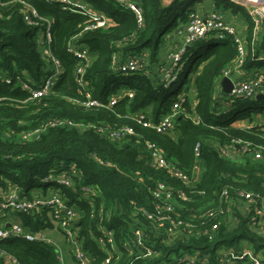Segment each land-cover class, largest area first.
I'll use <instances>...</instances> for the list:
<instances>
[{
    "label": "trees",
    "instance_id": "trees-1",
    "mask_svg": "<svg viewBox=\"0 0 264 264\" xmlns=\"http://www.w3.org/2000/svg\"><path fill=\"white\" fill-rule=\"evenodd\" d=\"M24 1L39 16L52 21V53L59 61L61 74L50 93L38 101L27 102L20 107L0 104V189L6 190L8 185H12L20 189L22 197H33L40 181L51 171L60 165L64 168L72 166L76 175L72 178L71 187L53 188L49 185L39 191L42 197L58 192L78 212V237L83 249L91 256L89 264H101L103 261L104 254L95 243L102 229L112 230L116 240L130 227L150 231L149 224L135 211L133 204L148 209L152 201L150 190L157 182L174 188L182 187L165 171L151 165L145 141L156 143L165 158L189 176H192L195 164L198 165L193 202L181 203L179 207L181 212L178 214L183 220L216 207L218 195L225 188L231 195L238 190L264 197V158L256 160L252 154L243 153L235 146L229 155L220 152L232 140L264 150V118L260 119L259 114L252 116L249 109L239 108L242 102L255 100L230 99L217 85L222 71L237 57L233 41L229 37L222 41L208 38L190 45L183 57L179 77L184 75L186 78L196 65L192 72L194 77L190 79L189 76L185 88L182 89L183 81L174 92H169V87L164 88L160 83L161 69L167 61L158 57L159 48L176 26L183 24L180 29L185 28L189 13L197 11V4L206 0H172L168 6H164L161 0H130L142 11L141 25H138L132 11L115 1L73 0L88 4L108 19L105 29L87 32H83V28L89 24L88 18L63 11L61 0ZM206 3L214 11L230 18L239 15L247 26L246 40L250 44L252 27L243 8L228 0H207ZM41 28L24 23L22 6L18 2L0 0L1 72L12 77L24 72L32 86H38L51 74V68L39 51L37 40ZM178 37L181 38L180 46L182 36ZM70 41L78 48L87 49L91 56L83 78L92 98L107 105L111 97H118L110 109H86L69 101L83 97L74 72L78 60L67 51ZM262 54L264 38L254 49L253 56L248 48L241 69L250 71L249 75L258 69L263 72L264 61L256 60ZM129 57L137 59L142 69L123 74L117 70L114 61L119 67ZM118 77L133 80L134 85L122 88ZM126 92L132 96L128 97ZM180 94L185 97L183 111L170 132L157 134L134 122L133 117L143 112L157 123L171 111ZM0 96L23 101L28 98V93L19 87L0 84ZM190 115H195L199 123L194 124L189 119ZM49 120H66L81 127L49 129L33 142L16 140L15 135ZM106 125L112 128L122 125L133 127L136 136L120 143L88 127ZM196 144L200 146L198 155L194 154ZM84 187L89 190L84 192L81 190ZM185 208L196 212H186ZM3 216L17 220L28 232L50 228L46 211L34 215L6 212L1 214L0 222L4 220ZM232 216L237 223L228 225L224 219L218 218L221 225L212 241L184 235L165 245L151 235L149 243L158 252L157 258L130 262L124 251L111 264H156L172 252L176 255L185 252L213 263L219 248L236 246L242 241L248 242L254 252L264 255V233L249 230L248 217L242 208L234 209ZM0 249L20 264H59L56 249L42 243L8 239L0 242Z\"/></svg>",
    "mask_w": 264,
    "mask_h": 264
},
{
    "label": "built area",
    "instance_id": "built-area-1",
    "mask_svg": "<svg viewBox=\"0 0 264 264\" xmlns=\"http://www.w3.org/2000/svg\"><path fill=\"white\" fill-rule=\"evenodd\" d=\"M15 1L22 6L23 21L26 25L42 27L37 40L39 51L46 60L47 65L51 68V74L44 78L38 86H32L24 72L12 77L0 71V84L19 87L28 93V98L23 101L0 96V104L9 103L14 107H20L27 102L38 101L46 97L60 76L61 67L59 61L52 53V21L39 16L37 11L24 0ZM108 1H115L132 11L138 25H141L142 11L133 1ZM228 1L243 8L250 19L252 27L250 44H247L246 36L242 35L234 25L225 20L222 13L212 11L204 14L198 10L192 11L188 15V22L185 28L178 32L182 36V44L168 53L167 63L161 69L160 83L164 88L170 87L178 80L181 71L179 68L183 66V57L190 45L208 38L222 41L229 37L237 49V57L232 64L222 71L217 85L221 88L220 83L222 78H228L232 82V89L227 94L228 98L256 100L257 95H262L264 99V71L262 72L258 69L257 72L249 75L250 71L241 69L245 57L248 55V48L253 56L254 49L260 46L262 38H264V0ZM61 4L63 11H69L88 18L89 24L83 28V32L105 29L107 27L108 19L104 14L91 9L88 4L69 0H61ZM67 51L78 60V65L74 72L76 84L83 94L82 98L70 99L69 101L86 109H110L113 107L117 103L118 97H111L108 104L104 105L93 99L90 91L87 89V82L83 78L85 70L91 61V56L87 49L83 47L78 48L70 41L67 45ZM256 60L264 61V54L260 55ZM168 63H170V67L166 69ZM114 65L123 74H131L142 69L140 62L130 57L126 60L125 64L117 67L114 61ZM143 73L145 76L147 75V72ZM125 94L128 97L132 96L130 92H126ZM184 102L185 97L180 94L178 101L171 107V111L166 116L160 118L157 123L151 121L148 115L143 112L135 115L133 120L141 127L150 129L157 134L170 132L173 129L176 118L183 111L182 105ZM189 119L194 124L199 123L195 115H190ZM71 127H81V125H75L66 120H49L32 130L15 135V137L20 143L33 142L39 140L41 135L49 129ZM88 127L95 129L101 136L120 143L126 141L129 137L136 136L135 129L127 125H122L118 128H112L107 125ZM10 134H13V132ZM144 146L149 155L151 165L157 170L165 171L173 179L179 181L182 187L174 188L164 182H157L155 188L150 190L152 201L148 209L136 207L133 204L135 211L149 224L150 231H145L141 227H130L124 235L116 240L112 230L102 229L101 234L95 239L96 245L104 254L101 264H111L113 260H118L124 251L129 256L130 262L157 258L158 252L149 243L151 235L165 245L171 244L177 238H181L184 235L201 237L207 241H212L221 225V221L218 218L224 219L228 225L232 224V222L237 223L232 213H234V209L238 208H242L246 213L249 230L255 233H264V197L245 191L234 190L233 195H231L229 189L225 188L218 195L216 207L189 220L181 219L178 214L181 212V208H179L180 204L193 202V194L196 192L194 190V183L198 180L199 173L198 165L195 164L192 170L193 174L189 176L188 173L175 163L167 160L156 143L145 141ZM234 146L239 147L243 153L252 154L256 160L264 158V150L261 147H254L250 143H241L237 140H232L229 145L223 147L220 150L221 154L229 155ZM199 147V144L195 145V155H198ZM75 175L76 171L72 166L64 168L60 165L59 168L51 171L48 176L40 181V184L43 185L41 188L48 187L49 185L53 188L59 186L69 188L73 185L72 178ZM81 190L87 192L89 188L84 187ZM197 194L203 195L202 192H198ZM43 211H46L50 227L60 232L65 239L67 254L71 259L69 264H89L91 256L83 249L82 241L78 237L79 228L76 226V222L79 219V214L61 198L58 192H50L44 197L34 196L26 198L21 196L19 188L12 185H8L4 191L0 189V216L6 212L34 215ZM185 211L192 212L193 210L185 208ZM49 229L28 232L17 220L4 218L0 222V242L8 239H23L28 242L53 246L56 249L59 264H66L61 247L49 237ZM215 254L216 258L214 262L210 263L207 260L185 252H180L178 255L172 252L168 253L165 259L157 261L156 264H264L263 253L254 252L251 245L246 241L239 242L236 246L219 248ZM4 258H9L13 264H20L14 257L0 249L1 262Z\"/></svg>",
    "mask_w": 264,
    "mask_h": 264
},
{
    "label": "rangeland",
    "instance_id": "rangeland-1",
    "mask_svg": "<svg viewBox=\"0 0 264 264\" xmlns=\"http://www.w3.org/2000/svg\"><path fill=\"white\" fill-rule=\"evenodd\" d=\"M69 1H73V0H69ZM208 1H210V0H208ZM207 2V0L206 1H204V2H200V3H198L197 4V6H196V10H200L201 12L203 11V12H205V13H209V12H212V11H214L213 10V8H210V5L209 4H207L206 3ZM204 7H205V9H204ZM96 12H98V13H100L99 11H96ZM224 16L226 17V15L224 14ZM232 16V15H231ZM232 18V20H231V22L229 21V23H233L234 24V26L235 25H237V20H239V24H238V28L236 27V29H238V31H240L241 33H242V35H244V36H246V29H247V26H246V24H244L243 23V21L241 20V17L239 16V15H237L236 17H234V16H232L231 17ZM226 20H227V18H226ZM228 21V20H227ZM188 22V21H187ZM187 24V23H186ZM186 24L184 25V27L186 26ZM181 30V29H180ZM180 30H178V29H174V30H172L171 32H169L168 33V35H167V38H166V40H171V38L173 37V36H175L176 34H179L178 32L180 31ZM261 38V37H260ZM263 39V38H262ZM179 45V44H178ZM177 45V46H178ZM175 46V45H174ZM173 46V47H174ZM176 46V47H177ZM163 47H164V44H162L161 45V47L159 48V51L161 52L162 51V49H163ZM176 49V48H175ZM174 49V50H175ZM167 56H168V54H167ZM183 65V64H182ZM170 67V63H168L167 64V66H166V69H168ZM196 68V65L194 66V69ZM181 68H179V70H180ZM193 68L191 69V73L189 72V74H188V76L185 78L184 77V75L183 76H181V78L179 77V79H178V81L175 83V84H173V85H171L170 87H169V92H174L175 90H177L178 88H179V86H180V84H181V82H183L184 81V83H183V88L182 89H184L185 88V86H186V84L188 83V80H189V76H190V79L191 78H193L194 76H193V74H192V72H193V70H194ZM260 70H262V69H260ZM191 74V75H190ZM118 83H120V85H121V87L122 88H129V86H133L134 85V81L133 80H128V79H125V78H121V77H118ZM181 89V90H182ZM192 97V96H191ZM191 99V98H190ZM192 99H193V97H192ZM239 108H241L242 110H247V109H249V111H250V114H252V116H257L258 114L260 115V119H263L264 118V99L263 100H260V101H244V102H242L241 104H239ZM243 125H247V122H243L242 123ZM43 185L42 184H40L39 185V187H38V190L42 187ZM4 191V190H3ZM233 223V222H232ZM49 231H53V229L50 227V229H49ZM49 237L52 239V240H54L55 241V239H54V237L49 233ZM63 239H64V237H63ZM64 241H65V239H64ZM56 242V241H55ZM66 243V242H65ZM60 246V245H59ZM62 246V245H61ZM66 256H69V255H66Z\"/></svg>",
    "mask_w": 264,
    "mask_h": 264
},
{
    "label": "crops",
    "instance_id": "crops-1",
    "mask_svg": "<svg viewBox=\"0 0 264 264\" xmlns=\"http://www.w3.org/2000/svg\"><path fill=\"white\" fill-rule=\"evenodd\" d=\"M171 1L172 0H161V2H162V4L164 5V6H168L170 3H171ZM223 15V14H222ZM224 16V15H223ZM225 17V16H224ZM227 18V20L228 21H230L231 22V20H232V18H230V17H228V16H226L225 17V19ZM233 24V23H232ZM238 24H239V20H237V25H235L237 28H238ZM234 25V24H233ZM180 28H183V24H179L178 26H176L175 27V29H180ZM179 36V34H176L175 36H173L172 38H171V40H167V41H165V43H164V47H163V49H162V51L160 52L159 51V55H158V57H160V58H164V61H167V54L170 52V51H173L175 48H176V46L178 45V44H180V40H181V38L180 37H178ZM175 45V46H174ZM174 46V47H173ZM178 47V46H177ZM36 193H34V195H32L33 197L35 196H41V191H39V190H37V191H35ZM31 198V197H30ZM10 219H12V218H10ZM53 237H54V239H55V241L60 245V247H61V249H62V252H63V254H64V258H65V262H66V264H69L70 262H71V259L69 258V256H66V255H68L67 254V245H66V243H65V241H64V239H63V236H62V234L60 233V232H58L57 230H53V231H50L49 232ZM62 245V246H61ZM1 264H13L11 261H10V259L9 258H4L3 260H2V262H1Z\"/></svg>",
    "mask_w": 264,
    "mask_h": 264
},
{
    "label": "water",
    "instance_id": "water-1",
    "mask_svg": "<svg viewBox=\"0 0 264 264\" xmlns=\"http://www.w3.org/2000/svg\"><path fill=\"white\" fill-rule=\"evenodd\" d=\"M0 36H1V32H0ZM220 84H221V89H222L223 93L229 94L230 91H231V89H232V82H231V80L228 79V78H222ZM260 100H263V96L262 95H257L256 96V101H260Z\"/></svg>",
    "mask_w": 264,
    "mask_h": 264
}]
</instances>
